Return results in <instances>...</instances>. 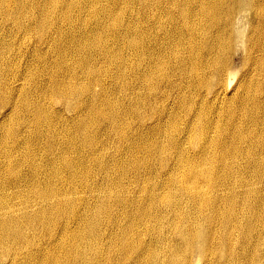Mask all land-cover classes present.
Listing matches in <instances>:
<instances>
[{"label": "bare ground", "instance_id": "obj_1", "mask_svg": "<svg viewBox=\"0 0 264 264\" xmlns=\"http://www.w3.org/2000/svg\"><path fill=\"white\" fill-rule=\"evenodd\" d=\"M0 264H264V0H0Z\"/></svg>", "mask_w": 264, "mask_h": 264}, {"label": "rangeland", "instance_id": "obj_2", "mask_svg": "<svg viewBox=\"0 0 264 264\" xmlns=\"http://www.w3.org/2000/svg\"><path fill=\"white\" fill-rule=\"evenodd\" d=\"M18 47V46H17ZM237 50H238V52H237ZM231 57H232V63H233V66H232V69H234V70H237L238 72H237V75H239L240 73H241V59H242V48H241V46H239V47H237V49H235V51L232 53V55H231ZM234 57V58H233ZM19 61V63H22L20 60H18ZM231 63V64H232ZM32 65H34V63L33 64H31L30 66H32ZM22 66L24 67V65H23V63H22ZM34 81H36V79L34 78ZM171 96H175L174 94H172ZM252 145H250L249 144V146H248V148L249 147H251ZM242 149V148H241ZM260 152V149H259V151L257 152V154ZM240 155V154H239ZM240 158V157H239ZM194 261H195V259H194Z\"/></svg>", "mask_w": 264, "mask_h": 264}]
</instances>
